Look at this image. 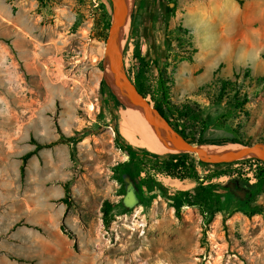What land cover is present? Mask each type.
<instances>
[{"label":"rangeland","instance_id":"obj_1","mask_svg":"<svg viewBox=\"0 0 264 264\" xmlns=\"http://www.w3.org/2000/svg\"><path fill=\"white\" fill-rule=\"evenodd\" d=\"M111 13L110 0H0V264H264V180L251 184L244 166L206 165L191 154L193 178L156 173L151 186L142 173L139 201L123 203L126 106L102 66ZM119 40L133 81L140 45L153 93L159 96L158 66L166 68L175 105L197 101L208 127H219L222 117L227 133L264 140V0H134ZM193 48V60L207 64L191 75L182 56ZM225 78H238L248 93L244 111L215 103ZM83 129L90 134L74 156L70 144H53ZM199 129L188 133L198 139ZM33 141L48 146L27 160L22 175L21 157L35 149ZM201 178L221 194V210L184 206L177 216L165 195L194 189ZM232 178L251 191L246 203L225 187ZM107 198L113 205L105 214Z\"/></svg>","mask_w":264,"mask_h":264},{"label":"trees","instance_id":"obj_2","mask_svg":"<svg viewBox=\"0 0 264 264\" xmlns=\"http://www.w3.org/2000/svg\"><path fill=\"white\" fill-rule=\"evenodd\" d=\"M135 24V22H134ZM181 42V41H180ZM183 47L186 44L181 43ZM196 51L195 48L192 49V52L182 56V59L189 61L193 60V52ZM140 45L136 46V58L138 59V66L135 70V85L139 92L147 97L149 94L154 99V106L160 110V112L167 118L170 124L185 138L189 139L192 142L206 143L221 145L226 142L232 143H249L242 140L237 135H232L236 133V129L232 128V133H227L225 127L231 126L227 120H223L222 117L219 119L218 126L216 128L208 127L206 125V120L203 117L202 108L199 106L198 102L187 103L182 106L175 105L170 97V77L167 75L166 68H160L159 62L161 60L157 59L155 62L159 67V77L157 81V88L159 96L152 92L151 85L149 84V79L147 78L148 70V60L147 56L140 57ZM247 76L250 74V70L247 69ZM262 80V79H261ZM243 85L238 81V78L235 80L230 78H225L220 81L219 91L215 96V103L220 105L222 103L229 104L232 108V111H244L246 104L250 101L248 93L243 89ZM225 117H228L225 116ZM198 127L200 135L198 139L194 133H188L189 127ZM223 127V128H222ZM222 128V129H220ZM90 134V131L83 129L78 131L72 136H61L58 140L53 142V144L58 142L68 143L71 146L70 152L71 155H75L76 144L81 141L84 137ZM226 134L225 137H221ZM264 142V140H263ZM36 144V147L32 151H28L22 155V164H21V174H25V168L27 160L33 155L36 154L41 148L46 147V144H40L36 141H33ZM120 148L126 152L128 158L120 162L121 175L123 180L129 184L132 183L136 189H138L137 178L142 173H145L144 180L149 182L151 186L154 185L153 176L156 173H163L170 177L186 179L193 178L196 173V169L192 161H190L191 154L189 153H178L170 152L169 154L163 155L160 153L151 152L146 148L138 147L135 148L131 144L126 143L120 146ZM260 161V160H259ZM201 163H204L200 160ZM262 163L261 170L257 174L259 181L264 180V162ZM208 164V163H204ZM229 165L230 163H223ZM224 174L223 170H220L211 176H221ZM243 180L240 178H232L225 184V187L228 188L229 192L232 195L239 196L242 202L246 203L251 191L248 188L244 187L241 183ZM210 183L205 184V179L201 178L199 185L194 189L189 190H178L171 195H165L169 205L175 208L177 216H181L182 209L184 206H196L198 207L203 214H212L216 211L221 210L222 197L221 194L209 190ZM212 186V185H211ZM253 186V185H252ZM243 191V194L242 192ZM65 193L66 196L64 200L68 202V196L71 193V187L69 182L65 184ZM138 194V191H137ZM243 195V196H242ZM138 197L140 198L139 194ZM113 202L107 198L104 201V211L107 214L112 207ZM227 216V215H226Z\"/></svg>","mask_w":264,"mask_h":264},{"label":"water","instance_id":"obj_3","mask_svg":"<svg viewBox=\"0 0 264 264\" xmlns=\"http://www.w3.org/2000/svg\"><path fill=\"white\" fill-rule=\"evenodd\" d=\"M112 5L111 23L106 39L102 59L103 76L120 104L141 108L150 115L164 138L173 150L170 152L195 154L199 160L209 164L231 163L236 160L254 158L264 162V142L232 143L230 145H214L192 142L180 134L147 97L139 92L133 79L129 76L120 55L118 38L127 27L134 0H110ZM127 193L123 203L127 207L134 206L138 201L137 189L132 183L126 186Z\"/></svg>","mask_w":264,"mask_h":264},{"label":"bare ground","instance_id":"obj_4","mask_svg":"<svg viewBox=\"0 0 264 264\" xmlns=\"http://www.w3.org/2000/svg\"><path fill=\"white\" fill-rule=\"evenodd\" d=\"M120 36L118 38L119 46L121 44ZM203 37L211 39L212 35L209 30H206ZM120 124V132L123 137L135 146H141L155 153L173 150L159 130L155 120L141 108L134 106L124 108L121 111Z\"/></svg>","mask_w":264,"mask_h":264},{"label":"built area","instance_id":"obj_5","mask_svg":"<svg viewBox=\"0 0 264 264\" xmlns=\"http://www.w3.org/2000/svg\"><path fill=\"white\" fill-rule=\"evenodd\" d=\"M233 163L234 167H241L244 166V170H248V173H246L247 177H250V182L251 184L257 181V173H256V168L258 167L259 164H262L259 160L254 159V158H246V159H240L236 160ZM231 163V164H232ZM238 172L236 171L233 175H237ZM244 176V174H242ZM226 178L229 176L225 175Z\"/></svg>","mask_w":264,"mask_h":264},{"label":"crops","instance_id":"obj_6","mask_svg":"<svg viewBox=\"0 0 264 264\" xmlns=\"http://www.w3.org/2000/svg\"><path fill=\"white\" fill-rule=\"evenodd\" d=\"M10 16V13H8V12H6V17H9ZM13 21H18V20H13ZM201 59V58H200ZM199 62L200 63H206L207 64V62L205 61V59H204V61H200L199 60ZM199 62H196V61H194V60H192V61H189V60H186L185 62H184V64H183V67H182V69H183V71L185 72V71H187L188 73L187 74H190L191 73V75H193L194 74V72H195V69L197 68V66H198V64H199Z\"/></svg>","mask_w":264,"mask_h":264},{"label":"flooded vegetation","instance_id":"obj_7","mask_svg":"<svg viewBox=\"0 0 264 264\" xmlns=\"http://www.w3.org/2000/svg\"><path fill=\"white\" fill-rule=\"evenodd\" d=\"M241 192H243V191H241Z\"/></svg>","mask_w":264,"mask_h":264}]
</instances>
